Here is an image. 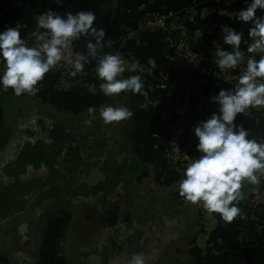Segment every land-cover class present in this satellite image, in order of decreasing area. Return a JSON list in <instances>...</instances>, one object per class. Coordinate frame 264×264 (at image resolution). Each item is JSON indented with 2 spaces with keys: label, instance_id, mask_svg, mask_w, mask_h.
<instances>
[{
  "label": "crops",
  "instance_id": "obj_1",
  "mask_svg": "<svg viewBox=\"0 0 264 264\" xmlns=\"http://www.w3.org/2000/svg\"><path fill=\"white\" fill-rule=\"evenodd\" d=\"M245 6V0H0V31L19 28L29 43L38 14L93 11L94 26L111 41L102 53L136 63L131 74L144 82L143 94L109 97L95 68L71 86L53 68L32 94L0 90V264H129L137 253L146 264H264V213L244 206L248 184L232 222L211 213L207 224L179 195L181 172L166 159L171 109L161 86L180 71L164 35L145 27L150 14L169 16L213 58L215 46L229 47L221 25L248 38L249 25L235 18ZM73 44L85 47L83 38ZM241 47L246 62L250 54ZM214 66L205 119L218 111L209 97L238 82ZM102 105L127 106L133 116L104 124ZM89 107L97 109L91 124ZM236 123L264 139V107H250Z\"/></svg>",
  "mask_w": 264,
  "mask_h": 264
},
{
  "label": "clouds",
  "instance_id": "obj_2",
  "mask_svg": "<svg viewBox=\"0 0 264 264\" xmlns=\"http://www.w3.org/2000/svg\"><path fill=\"white\" fill-rule=\"evenodd\" d=\"M245 5L235 18L249 25L248 38L244 39L243 31L221 25L220 37L229 47L215 46L212 53L220 71H236L242 64L244 69L239 72L234 87L221 88L218 94L209 97L218 111L194 127L199 155L186 164L178 181L181 197L202 205L209 213L220 214L225 222H232L240 215L242 188L259 184V178L264 176V139L250 137L244 125L236 123L238 114H247L250 107H264V0H245ZM35 20L36 28L31 33L35 40L31 45L15 27L0 31V90L11 89L16 96L34 93L38 83L61 61L73 42L83 38L86 51L76 54L73 76L95 61L102 94L109 97L129 91L143 94L141 75L131 74L137 72V64L118 53H102L111 41H105L103 28L94 26L97 17L93 11L68 12L62 16L48 9ZM242 42L250 54L246 63ZM126 72L129 75L125 76ZM90 91L95 94V87ZM96 112V108H88L91 119L86 123L91 124ZM98 115L104 124H111L131 118L133 112L124 105H102ZM129 264H146V258L142 253L134 254Z\"/></svg>",
  "mask_w": 264,
  "mask_h": 264
},
{
  "label": "built area",
  "instance_id": "obj_3",
  "mask_svg": "<svg viewBox=\"0 0 264 264\" xmlns=\"http://www.w3.org/2000/svg\"><path fill=\"white\" fill-rule=\"evenodd\" d=\"M145 27L150 32H161L164 35L167 53L171 62L174 65L180 61L184 62L183 70L187 72L186 82L183 83L177 79L172 84L163 82L161 86V89L166 92V96L171 97L168 105L171 109V119L168 121L166 128L168 133L166 159L170 164L179 168L182 177L186 164L190 162L192 157L199 155L196 151L198 139L193 129L200 121L205 119L208 106L207 86L214 72V61L208 50L188 40V31L185 27L171 23L169 16L150 14L146 19ZM17 29L19 30V28ZM176 33L178 34L177 38L175 37ZM27 43L29 45L33 44ZM78 52H82V50L72 44L61 61L54 67L56 72L63 76L67 86H71L83 72L95 68V61H93L86 65L84 70L73 76L71 74L73 62ZM244 66L242 64L236 71L225 70L224 72L238 81L239 72L243 71ZM173 87H176L174 95L171 94ZM259 179V184H248L249 199L244 206H248L252 212L260 211L264 213V176ZM176 188L178 189V184ZM193 205L198 207L201 214L204 215L207 224L211 223L207 219L210 217L213 219V215L205 211L202 205Z\"/></svg>",
  "mask_w": 264,
  "mask_h": 264
},
{
  "label": "water",
  "instance_id": "obj_4",
  "mask_svg": "<svg viewBox=\"0 0 264 264\" xmlns=\"http://www.w3.org/2000/svg\"><path fill=\"white\" fill-rule=\"evenodd\" d=\"M82 51H86L85 47L82 49ZM187 80V72L182 70L180 71L179 73V81L180 82H186ZM185 88H187V86H185ZM176 93V87H173L172 90H171V94L174 95ZM165 103L166 104H170V101H171V97L170 96H167L165 99H164Z\"/></svg>",
  "mask_w": 264,
  "mask_h": 264
},
{
  "label": "trees",
  "instance_id": "obj_5",
  "mask_svg": "<svg viewBox=\"0 0 264 264\" xmlns=\"http://www.w3.org/2000/svg\"><path fill=\"white\" fill-rule=\"evenodd\" d=\"M191 36H192V34H191V33H188V40H189L191 43H193V40L190 39ZM175 37H176V38L178 37V34H177V33H176ZM176 66H177V69H178L179 71H182V70L184 69V62H182V61L178 62V64H176ZM178 80H179V78H178Z\"/></svg>",
  "mask_w": 264,
  "mask_h": 264
}]
</instances>
